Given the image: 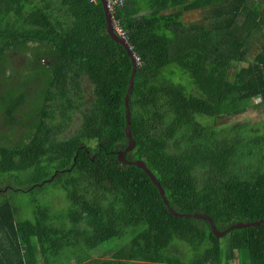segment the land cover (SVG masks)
I'll return each mask as SVG.
<instances>
[{
	"label": "trees",
	"instance_id": "trees-1",
	"mask_svg": "<svg viewBox=\"0 0 264 264\" xmlns=\"http://www.w3.org/2000/svg\"><path fill=\"white\" fill-rule=\"evenodd\" d=\"M113 17L140 61L125 159L167 205L116 157L133 64L99 0H0V188L23 177L12 192L53 185L68 205L22 220L0 196V264H264V224L218 238L168 210L219 232L264 220V0H124ZM250 110L259 124L214 126Z\"/></svg>",
	"mask_w": 264,
	"mask_h": 264
},
{
	"label": "rangeland",
	"instance_id": "rangeland-1",
	"mask_svg": "<svg viewBox=\"0 0 264 264\" xmlns=\"http://www.w3.org/2000/svg\"><path fill=\"white\" fill-rule=\"evenodd\" d=\"M185 19L186 23H197L199 16L196 15H190L186 17ZM9 58H11L17 65L24 64L23 58L20 56H16L14 54H9ZM181 84H185L182 77L177 78ZM92 89L87 85H85V88L83 89V95L86 98L85 104L90 102L92 100ZM252 103H257V101H253ZM71 126L68 130H65L64 135L68 134V136L74 132L81 121V117L78 113H75L71 116ZM263 120L262 114L260 110H250V112H246L244 114L238 115V116H231L226 117L221 120H215V128L217 127H229L233 124H241L245 125V123H249L250 126L259 124ZM0 134H4V130H0ZM19 180L22 182L24 181V178L21 177V179H18L16 181H10L8 182V187H10L8 190L5 188H0V196H4L2 198H6L13 207H15L18 210V218L22 220H33V210L36 208L37 205H43L44 202H47V204L50 206V208L53 210V212L56 214L60 213L64 209L67 208V202L64 198V193L62 194L61 190L57 189L53 185H48L44 187L43 191H32L29 194H22L20 192H12L11 188H15L19 186ZM4 189V190H3ZM5 192H3V191ZM38 193V195H37ZM1 199V197H0ZM45 204V203H44ZM113 244V245H112ZM119 242L116 240L110 241L105 244V248H110L112 246H118ZM117 247V248H118ZM185 250V249H184ZM102 250L100 252H94L92 251V257L93 259H98L100 257ZM94 253V254H93Z\"/></svg>",
	"mask_w": 264,
	"mask_h": 264
},
{
	"label": "water",
	"instance_id": "water-1",
	"mask_svg": "<svg viewBox=\"0 0 264 264\" xmlns=\"http://www.w3.org/2000/svg\"><path fill=\"white\" fill-rule=\"evenodd\" d=\"M99 2L102 5L104 18H105L106 25H107V33H108L109 37H111L112 40H114L116 43H119L124 48L126 54L129 56V58L131 59L132 64H133L132 72H131V75H130V78H129V82H128V89H127V92H126V95H125V99H124V106H125V109H126V115H125L126 126H125V131L124 132H125V136H126V139H127L128 142H127L126 148L124 150H122V151L117 153V155H116L117 160L122 162V163L129 164V165H135L136 167L142 169L146 173V175L149 177L150 181L157 187L162 200L167 205V202H166V200L164 198L163 190L159 186V184L156 181L155 177L145 168V165L142 162H140V161L130 162V161H126V159H125L126 154L128 152H130L133 149V147H134V143H133V141L131 139V134H130V130H129L130 113H129V110H128V96L130 95V92H131V89H132V86H133V78H134V75H135L136 67H135V64H134V62L132 60V55L129 52L127 45L123 41L118 39L113 34V31H112L111 26H110V15L108 14V12H107V10L105 8L104 0H99ZM168 210H169V212L172 215H174L176 217H179V218L191 217V218L201 219V220L207 221L209 223V225H210V228H211V231H212L213 235L215 237H218V238L225 236L228 233V231L233 230V229L248 228V227H251V226H259L261 224H264V220H261V221H258V222H253V223H245V224L237 223V224L232 225L226 231L219 232V231L216 230L215 226L213 225L212 220L206 215H201V214L183 215V214L175 213L170 208H168Z\"/></svg>",
	"mask_w": 264,
	"mask_h": 264
},
{
	"label": "built area",
	"instance_id": "built-area-1",
	"mask_svg": "<svg viewBox=\"0 0 264 264\" xmlns=\"http://www.w3.org/2000/svg\"><path fill=\"white\" fill-rule=\"evenodd\" d=\"M94 1L95 0H89V2H94ZM123 1L124 0H104L105 8L108 14L110 15V26H111L113 33L118 39L123 41L129 47L130 50H132V47L128 44V36H127L126 31L120 26V24L113 17L114 8L116 6L120 7ZM132 57H133V61L136 64L140 63L139 58L135 54L134 55L132 54Z\"/></svg>",
	"mask_w": 264,
	"mask_h": 264
},
{
	"label": "clouds",
	"instance_id": "clouds-1",
	"mask_svg": "<svg viewBox=\"0 0 264 264\" xmlns=\"http://www.w3.org/2000/svg\"><path fill=\"white\" fill-rule=\"evenodd\" d=\"M114 34V33H113ZM115 35V34H114ZM128 47V46H127ZM128 50H129V52L131 53V50L129 49V47H128ZM131 55H132V53H131ZM132 60H133V57H132ZM134 62V61H133ZM134 64H135V67H136V63L134 62ZM4 190V189H3ZM2 190V191H3ZM3 192H5V191H3Z\"/></svg>",
	"mask_w": 264,
	"mask_h": 264
},
{
	"label": "crops",
	"instance_id": "crops-1",
	"mask_svg": "<svg viewBox=\"0 0 264 264\" xmlns=\"http://www.w3.org/2000/svg\"><path fill=\"white\" fill-rule=\"evenodd\" d=\"M187 15H185V17H186ZM237 264V263H236Z\"/></svg>",
	"mask_w": 264,
	"mask_h": 264
},
{
	"label": "flooded vegetation",
	"instance_id": "flooded-vegetation-1",
	"mask_svg": "<svg viewBox=\"0 0 264 264\" xmlns=\"http://www.w3.org/2000/svg\"><path fill=\"white\" fill-rule=\"evenodd\" d=\"M1 192V191H0Z\"/></svg>",
	"mask_w": 264,
	"mask_h": 264
}]
</instances>
